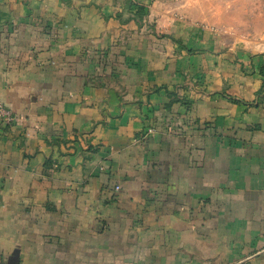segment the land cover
Segmentation results:
<instances>
[{
  "label": "crops",
  "instance_id": "obj_1",
  "mask_svg": "<svg viewBox=\"0 0 264 264\" xmlns=\"http://www.w3.org/2000/svg\"><path fill=\"white\" fill-rule=\"evenodd\" d=\"M163 8L0 0V264H264V53Z\"/></svg>",
  "mask_w": 264,
  "mask_h": 264
},
{
  "label": "rangeland",
  "instance_id": "obj_2",
  "mask_svg": "<svg viewBox=\"0 0 264 264\" xmlns=\"http://www.w3.org/2000/svg\"><path fill=\"white\" fill-rule=\"evenodd\" d=\"M155 1L168 10L166 15L170 19L198 27L207 32L213 41L217 37L224 47L264 53V0ZM137 14L142 21L147 16L144 9L138 10ZM152 32L158 38L169 35L166 31Z\"/></svg>",
  "mask_w": 264,
  "mask_h": 264
},
{
  "label": "built area",
  "instance_id": "obj_3",
  "mask_svg": "<svg viewBox=\"0 0 264 264\" xmlns=\"http://www.w3.org/2000/svg\"><path fill=\"white\" fill-rule=\"evenodd\" d=\"M0 120L7 125H10L14 121V118L11 115L10 111L1 103H0ZM118 189L119 188H117V190Z\"/></svg>",
  "mask_w": 264,
  "mask_h": 264
},
{
  "label": "trees",
  "instance_id": "obj_4",
  "mask_svg": "<svg viewBox=\"0 0 264 264\" xmlns=\"http://www.w3.org/2000/svg\"><path fill=\"white\" fill-rule=\"evenodd\" d=\"M140 11H143V9L141 8V9H139Z\"/></svg>",
  "mask_w": 264,
  "mask_h": 264
}]
</instances>
